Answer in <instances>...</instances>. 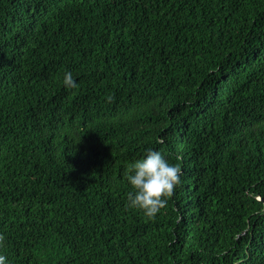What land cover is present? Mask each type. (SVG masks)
<instances>
[{
    "label": "trees",
    "instance_id": "16d2710c",
    "mask_svg": "<svg viewBox=\"0 0 264 264\" xmlns=\"http://www.w3.org/2000/svg\"><path fill=\"white\" fill-rule=\"evenodd\" d=\"M148 150L181 168L154 218ZM0 235L6 264H264V0H0Z\"/></svg>",
    "mask_w": 264,
    "mask_h": 264
},
{
    "label": "clouds",
    "instance_id": "9594fccd",
    "mask_svg": "<svg viewBox=\"0 0 264 264\" xmlns=\"http://www.w3.org/2000/svg\"><path fill=\"white\" fill-rule=\"evenodd\" d=\"M63 84L72 89L77 85L71 72L64 74ZM113 100L112 96L108 101ZM181 168L170 164L159 151L148 150L146 158L128 165L126 178L133 188L127 197V207L139 209L145 216L154 218L167 205V198L174 194L180 183ZM4 237L0 235V242ZM0 264H6V257L0 255Z\"/></svg>",
    "mask_w": 264,
    "mask_h": 264
}]
</instances>
